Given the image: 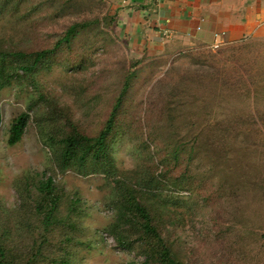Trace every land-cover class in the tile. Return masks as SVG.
<instances>
[{"label":"rangeland","instance_id":"obj_1","mask_svg":"<svg viewBox=\"0 0 264 264\" xmlns=\"http://www.w3.org/2000/svg\"><path fill=\"white\" fill-rule=\"evenodd\" d=\"M119 12L114 0H0L6 261L162 264L141 205L180 264H264V32L218 49L137 41ZM44 50L34 72L22 69ZM127 82L108 137L116 174L81 153L64 167L62 137L99 136ZM50 178L60 204L46 231L35 192Z\"/></svg>","mask_w":264,"mask_h":264},{"label":"crops","instance_id":"obj_2","mask_svg":"<svg viewBox=\"0 0 264 264\" xmlns=\"http://www.w3.org/2000/svg\"><path fill=\"white\" fill-rule=\"evenodd\" d=\"M136 40L238 41L264 32V0H114Z\"/></svg>","mask_w":264,"mask_h":264},{"label":"trees","instance_id":"obj_3","mask_svg":"<svg viewBox=\"0 0 264 264\" xmlns=\"http://www.w3.org/2000/svg\"><path fill=\"white\" fill-rule=\"evenodd\" d=\"M77 25L71 27L65 37L58 42L57 47L62 44L64 41L70 40L73 36L76 35ZM51 54V51L44 50L36 54L33 64L31 66H21L23 70L28 73L35 71L36 67L43 60ZM0 67L4 69L6 67V61L4 57L6 54L0 55ZM129 88V82H127L121 91V94L115 104V107L107 120L106 126L101 131L99 136L95 138H90L84 135H81L78 132H73L62 137L59 144L64 145L63 154L61 155L62 162L64 167H66L71 160L78 156L80 153L79 160H94V166L96 169L94 172L99 171L104 173L106 176L116 174V167L112 160V148L108 145V137L113 132L117 110L122 106L123 97L126 94ZM30 116L28 113L21 114L12 124L10 130L9 144L15 145L20 142L25 134ZM2 123V108L0 104V125ZM56 140V139H53ZM152 180L145 182L146 185L152 184ZM36 194L41 198L37 205V209L43 215V224L46 231H49L54 222L58 219V210L60 204V197L57 194V189L52 178L47 181H41L36 187ZM138 211L140 216L145 220L144 223V233L150 238H155L160 247V260L162 264H180L177 260L171 255L170 249L167 247L166 242L162 235L157 231L156 227L152 225V214H150L147 207L138 206ZM0 264H9L6 261V250L4 247L0 246ZM62 264H71L68 260L62 261Z\"/></svg>","mask_w":264,"mask_h":264},{"label":"built area","instance_id":"obj_4","mask_svg":"<svg viewBox=\"0 0 264 264\" xmlns=\"http://www.w3.org/2000/svg\"><path fill=\"white\" fill-rule=\"evenodd\" d=\"M222 41H223V39L221 38V36H220L219 34L216 35V41H215V43L213 44V47H214L215 49H218V48L221 46Z\"/></svg>","mask_w":264,"mask_h":264}]
</instances>
